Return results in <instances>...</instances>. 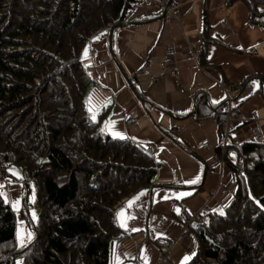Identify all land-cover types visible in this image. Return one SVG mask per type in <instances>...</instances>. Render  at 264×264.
Wrapping results in <instances>:
<instances>
[{"label":"trees","instance_id":"obj_1","mask_svg":"<svg viewBox=\"0 0 264 264\" xmlns=\"http://www.w3.org/2000/svg\"><path fill=\"white\" fill-rule=\"evenodd\" d=\"M133 1L0 0V178L15 169L26 188L31 178L40 206L34 220L21 213L33 237L18 246L0 193V264L17 256L21 264H111L118 207L153 187L154 156L109 135L100 113L88 111L91 79L80 60L87 40L120 23ZM241 1L249 17L260 15L264 0ZM202 98L189 115L212 108ZM214 152L233 176L232 197L192 226L196 253L183 264H264V141Z\"/></svg>","mask_w":264,"mask_h":264},{"label":"crops","instance_id":"obj_2","mask_svg":"<svg viewBox=\"0 0 264 264\" xmlns=\"http://www.w3.org/2000/svg\"><path fill=\"white\" fill-rule=\"evenodd\" d=\"M171 2L177 6L171 17L155 4L135 6L126 24L101 29L80 55L82 62L87 47L95 49L88 111L100 113L112 137L149 146L159 163L153 187L129 194L116 211L121 236L113 242L111 264H183L195 255L196 221L181 235L179 217L202 206L206 213L220 211L232 197L225 186L233 176L214 152L220 134L212 115L225 105L227 88L236 97L231 106L247 118L255 115L264 141V5L256 7L258 17H249L241 0ZM167 46L174 50L175 75L160 67ZM199 93L212 108L195 118L189 113ZM251 125L235 123L231 143ZM165 238L172 245L162 254L158 242Z\"/></svg>","mask_w":264,"mask_h":264},{"label":"built area","instance_id":"obj_3","mask_svg":"<svg viewBox=\"0 0 264 264\" xmlns=\"http://www.w3.org/2000/svg\"><path fill=\"white\" fill-rule=\"evenodd\" d=\"M144 3L146 5L155 4L160 10H162L167 17H171L176 11L177 6L168 0H134L130 7L127 8L124 16H129L132 13V10L135 6H138L139 4ZM89 43L87 40L86 45ZM85 57L82 60L83 68L86 73V75L91 78L93 77L96 69V62H95V49L93 47H87L85 52ZM190 53L192 55L195 54V51L193 49H190ZM164 58L160 63V67L162 71L168 70L169 73L172 75H175L177 73V66L174 59V50L172 46H167L164 49L163 52ZM148 67V63L145 62L143 66L140 68V72L146 71ZM232 89L227 88L225 93V105L221 112L218 113L216 117V123L219 128V134H220V140H219V146L221 150H223L224 146L228 143H231V135L233 133V128L235 123H238L239 127H242L244 123L250 122L252 125L240 135L244 138L242 140H234L233 143L239 145L244 141H253V142H260L262 141V135L259 131V129L253 125L256 117L253 113H251L250 117L247 118L242 113L239 112L237 107L231 106V99L234 97L232 94ZM236 100V97H234ZM120 117L124 118L127 124L133 125L132 117L125 114L124 111H122L120 114ZM147 152L151 153V148L149 146L144 147ZM225 188L229 192H233L234 189V183H227ZM209 210L207 206H202L200 210L197 213L194 214H184L179 217V221L183 225V229L181 232V235L186 233L187 227L193 224L195 221H199L200 219V213H206ZM158 245L160 247L161 253L165 254L166 251L170 248L172 245V240L170 238L162 239L158 242Z\"/></svg>","mask_w":264,"mask_h":264},{"label":"rangeland","instance_id":"obj_4","mask_svg":"<svg viewBox=\"0 0 264 264\" xmlns=\"http://www.w3.org/2000/svg\"><path fill=\"white\" fill-rule=\"evenodd\" d=\"M171 1V0H168ZM153 4V3H152ZM126 12V11H125ZM130 16H124L122 21L118 24H126L130 20ZM113 26V25H112ZM89 41V39H88ZM86 45V44H85ZM84 45V46H85ZM10 174L5 175V178H0V193L4 197V200L9 204L11 210L15 217V242L18 246L26 244L33 237L32 232L27 227L25 220L22 219L21 213L29 217L30 219H35L39 211V198L36 195L34 182L31 178L26 180L27 188L24 184V180L21 177L20 172L15 169H8ZM25 197V202L27 205H23V198ZM24 206H26L25 209ZM29 234L31 238L29 239ZM21 240L23 243H21ZM13 264H21V257H15Z\"/></svg>","mask_w":264,"mask_h":264},{"label":"snow or ice","instance_id":"obj_5","mask_svg":"<svg viewBox=\"0 0 264 264\" xmlns=\"http://www.w3.org/2000/svg\"><path fill=\"white\" fill-rule=\"evenodd\" d=\"M0 187H2V186H0ZM119 215H122V213H118V216ZM31 238V235L29 234V239ZM21 243H23V241L21 240Z\"/></svg>","mask_w":264,"mask_h":264},{"label":"water","instance_id":"obj_6","mask_svg":"<svg viewBox=\"0 0 264 264\" xmlns=\"http://www.w3.org/2000/svg\"><path fill=\"white\" fill-rule=\"evenodd\" d=\"M119 25H121V24H115V25L112 26V28H113V27H116V26H119Z\"/></svg>","mask_w":264,"mask_h":264},{"label":"clouds","instance_id":"obj_7","mask_svg":"<svg viewBox=\"0 0 264 264\" xmlns=\"http://www.w3.org/2000/svg\"><path fill=\"white\" fill-rule=\"evenodd\" d=\"M229 144V143H228ZM227 145V144H226ZM234 183V182H233Z\"/></svg>","mask_w":264,"mask_h":264}]
</instances>
